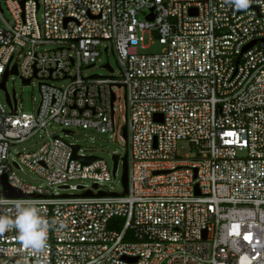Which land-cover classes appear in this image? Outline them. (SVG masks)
I'll use <instances>...</instances> for the list:
<instances>
[{
	"label": "built area",
	"instance_id": "built-area-1",
	"mask_svg": "<svg viewBox=\"0 0 264 264\" xmlns=\"http://www.w3.org/2000/svg\"><path fill=\"white\" fill-rule=\"evenodd\" d=\"M3 2L11 20L0 7V79L15 63L20 79L37 80L38 99L25 112L0 89V177L26 194L5 196L0 184V215L34 205L49 229L39 253L23 249L15 229L0 235V264H264V0L246 10L226 0ZM143 32L159 51L138 50ZM103 40L119 75H84L106 51ZM43 43L55 47L37 48ZM119 86L122 193L105 186L103 158L83 163L89 154L45 128L52 120L114 130ZM41 128L37 149L13 150ZM19 163L44 183L21 181ZM74 178L95 183L83 190L114 194L51 191Z\"/></svg>",
	"mask_w": 264,
	"mask_h": 264
},
{
	"label": "rangeland",
	"instance_id": "rangeland-1",
	"mask_svg": "<svg viewBox=\"0 0 264 264\" xmlns=\"http://www.w3.org/2000/svg\"><path fill=\"white\" fill-rule=\"evenodd\" d=\"M0 7L2 9L1 15L7 19L11 20V16L7 12L3 0H0ZM39 10L36 11V17L38 19ZM104 44H107L106 51L103 50L102 46L99 50L98 60L95 61L94 65L82 69V73L91 74H111L113 76L119 75V70L115 60V55L111 51L112 45L110 40H103ZM141 43L145 44L143 47L138 48L142 52H156L161 48V44L157 42L156 38L148 35L146 32L142 33ZM55 47L54 43H43L37 46V48ZM25 48V47H23ZM17 59L20 58L19 55L15 54ZM108 62L112 71L108 69L103 64ZM52 82L56 85L64 84L66 79H55ZM4 85L7 92L10 93L11 89L14 90L17 106L20 110L25 112H30L33 110L38 99L37 90V80L31 79L28 83H21L20 78L15 73H7ZM115 93L114 106L115 110L113 113L114 119V130H109L106 132H98L91 128H81L79 126L63 127L59 123L49 120L45 128L50 134L55 133L69 143H74L79 145L80 152L83 154H93L104 159L108 169H109V180L105 182V186L111 188L116 192H120L122 187L120 184V170L121 162L118 159L116 162L115 173L111 172V154L116 153L121 156L124 152V139L120 135L119 129L123 124V87L119 86L113 88ZM2 94V91H0ZM119 105V106H118ZM63 129H68V132L63 131ZM46 138L44 128L36 131L32 136L26 138L23 141L15 143L13 145V150L16 151H32L38 148L43 139ZM12 150L11 156L16 160L14 151ZM186 151L184 142L180 141L177 143L176 152L182 155ZM17 161V160H16ZM17 177L27 183L31 184H43L44 181L36 173L31 171L27 166L22 163L18 164V167L14 168ZM69 187H50L51 191H57L59 193H80L84 188L91 187V182L88 179H78L74 178L67 181ZM84 185L83 188L70 187V185ZM3 257L0 256V262Z\"/></svg>",
	"mask_w": 264,
	"mask_h": 264
},
{
	"label": "clouds",
	"instance_id": "clouds-1",
	"mask_svg": "<svg viewBox=\"0 0 264 264\" xmlns=\"http://www.w3.org/2000/svg\"><path fill=\"white\" fill-rule=\"evenodd\" d=\"M236 10H246L250 6V0H226ZM5 201H0V204ZM17 214L14 218L0 215V235L6 231L15 229L16 239L23 249L33 253L42 252L47 247L49 222L40 215V210L34 205L25 206L16 204Z\"/></svg>",
	"mask_w": 264,
	"mask_h": 264
},
{
	"label": "water",
	"instance_id": "water-1",
	"mask_svg": "<svg viewBox=\"0 0 264 264\" xmlns=\"http://www.w3.org/2000/svg\"><path fill=\"white\" fill-rule=\"evenodd\" d=\"M22 1L23 0H19V3L22 4ZM252 42H253V40L250 41L247 45L251 44ZM103 65L111 70V67L109 66V64L107 62H105ZM7 72H12V73L16 72L15 63H12L11 67L8 68V69L6 67L4 68V70H3L2 74H1V79H0V89L3 91V96H4L5 102L9 105L10 104V97L13 98L14 90L11 89L10 96H9V94H8L6 88H5V85H4V79L6 77ZM91 76H96V74L93 73V74H91ZM20 81H21V83H27L28 79L27 78L20 79ZM111 99H112V96H111ZM63 131L68 132L69 130L68 129H63ZM120 134L123 137V139H125V126L124 125H122L120 127ZM72 146H73V149H75L77 147L76 144H73ZM125 156H126L125 152H123V154L121 156H118V154H116V153H112L111 154V160H112L111 172L112 173L115 170V166H116L117 160L119 159L120 162H121V170H120V178L119 179H120V184H121L122 189H121V191L119 193L125 192V190H126V161H125ZM93 158H96V156L93 155V154H89V155L80 157V159H81V161L83 163H87L90 160H92ZM0 184H1L2 193L5 196L19 197V196L26 195V194L21 193L17 188H14V187L10 186L7 183V181H6V178H5L4 174H2L1 177H0ZM91 186L94 187L95 183H92ZM77 187L80 188L81 185L79 184V185H77ZM77 194H81V195H91V194L101 195V194H114V192L98 190L97 192L92 193L90 191V189H85V190H83V191H81L80 193H77Z\"/></svg>",
	"mask_w": 264,
	"mask_h": 264
},
{
	"label": "trees",
	"instance_id": "trees-1",
	"mask_svg": "<svg viewBox=\"0 0 264 264\" xmlns=\"http://www.w3.org/2000/svg\"><path fill=\"white\" fill-rule=\"evenodd\" d=\"M112 220H115L116 218L114 217V218H111Z\"/></svg>",
	"mask_w": 264,
	"mask_h": 264
}]
</instances>
